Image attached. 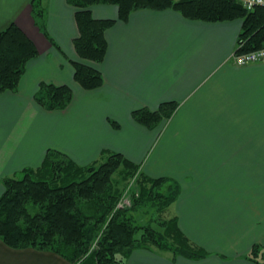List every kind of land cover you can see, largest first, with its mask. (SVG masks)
I'll return each mask as SVG.
<instances>
[{
	"label": "crops",
	"instance_id": "0c3cea01",
	"mask_svg": "<svg viewBox=\"0 0 264 264\" xmlns=\"http://www.w3.org/2000/svg\"><path fill=\"white\" fill-rule=\"evenodd\" d=\"M47 38L32 16L31 0H0V31L15 23L35 42L17 91L0 92V195L3 179L39 167L48 150L80 165L122 153L148 177L179 184L169 207L180 230L208 255L190 259L136 248L127 264H264L247 258L264 252V62L236 65L243 20L190 19L174 9H138L107 29L108 50L100 63L82 60L77 8L68 0H43ZM96 19H118L115 4H94ZM71 61L100 70L104 84L84 89ZM41 82L74 91L64 110L35 100ZM178 104L156 128L132 112ZM112 121L119 124L115 126ZM105 152V153H104ZM0 264H69L61 255L16 249L0 239Z\"/></svg>",
	"mask_w": 264,
	"mask_h": 264
},
{
	"label": "trees",
	"instance_id": "16d2710c",
	"mask_svg": "<svg viewBox=\"0 0 264 264\" xmlns=\"http://www.w3.org/2000/svg\"><path fill=\"white\" fill-rule=\"evenodd\" d=\"M77 8L79 36L74 40L84 61L104 60L108 42L106 31L118 20L127 21L138 9H174L187 18L210 22L242 19L238 38L240 52L264 46V6L247 9L242 0H68ZM94 4H115L118 19H96ZM32 16L44 35L59 48L46 29L43 0H31ZM60 49V48H59ZM61 50V49H60ZM39 56L32 38L17 24L0 31V92L17 91L28 63ZM76 81L86 90L100 88L104 76L100 70L82 61H71ZM74 99L66 84L41 82L36 102L46 110H64ZM178 104L162 103L158 109H136L133 118L156 128L169 120ZM112 123L119 127L115 121ZM105 153V152H104ZM137 165L119 152H108L102 161L80 165L57 150H48L39 167H26L3 179L0 195V239L16 249L34 248L52 251L69 264H127L136 248L171 251L190 259L208 255L192 244L180 230L176 217H163L156 229L135 221L134 212L149 205L167 210L178 198L179 184L168 177H148ZM134 177L137 189L130 188L131 203L118 206L126 193L120 189L116 174ZM121 179V178H119ZM138 190V191H137ZM264 252L254 245L248 259L256 260Z\"/></svg>",
	"mask_w": 264,
	"mask_h": 264
},
{
	"label": "rangeland",
	"instance_id": "374dc122",
	"mask_svg": "<svg viewBox=\"0 0 264 264\" xmlns=\"http://www.w3.org/2000/svg\"><path fill=\"white\" fill-rule=\"evenodd\" d=\"M121 179H119V178ZM116 178L120 181V189L122 190V193H125L128 187L137 189V184L135 181V178L132 176L130 178H125L121 173L116 174ZM138 191V190H137ZM140 207V205H139ZM138 208L135 209L134 217L135 221L139 224H145V225H152L156 229H161L158 225L159 221H162L163 217H168L170 210H167V214H164L165 211H160L158 205H149L148 207L143 208V210H140ZM167 251V250H166ZM171 252V251H167Z\"/></svg>",
	"mask_w": 264,
	"mask_h": 264
},
{
	"label": "built area",
	"instance_id": "2783aa9c",
	"mask_svg": "<svg viewBox=\"0 0 264 264\" xmlns=\"http://www.w3.org/2000/svg\"><path fill=\"white\" fill-rule=\"evenodd\" d=\"M242 2L244 6L249 10L254 9L257 6H264V0H242ZM240 47H238L232 54V60L236 65L243 66L253 63L264 62V46L259 49L248 52H240ZM128 193L129 192H126L121 198L118 204L119 207L129 205L131 203V198Z\"/></svg>",
	"mask_w": 264,
	"mask_h": 264
}]
</instances>
